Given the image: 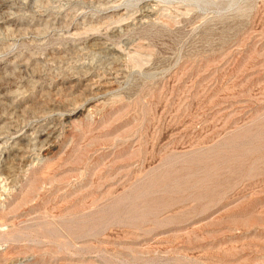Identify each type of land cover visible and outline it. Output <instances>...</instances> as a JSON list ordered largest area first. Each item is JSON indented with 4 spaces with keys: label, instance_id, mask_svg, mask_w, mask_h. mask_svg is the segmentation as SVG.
I'll return each mask as SVG.
<instances>
[{
    "label": "rangeland",
    "instance_id": "rangeland-1",
    "mask_svg": "<svg viewBox=\"0 0 264 264\" xmlns=\"http://www.w3.org/2000/svg\"><path fill=\"white\" fill-rule=\"evenodd\" d=\"M0 264H264V0H0Z\"/></svg>",
    "mask_w": 264,
    "mask_h": 264
}]
</instances>
